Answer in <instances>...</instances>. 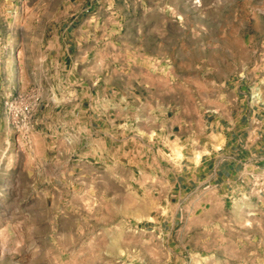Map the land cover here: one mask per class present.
I'll return each mask as SVG.
<instances>
[{
  "label": "rangeland",
  "instance_id": "rangeland-1",
  "mask_svg": "<svg viewBox=\"0 0 264 264\" xmlns=\"http://www.w3.org/2000/svg\"><path fill=\"white\" fill-rule=\"evenodd\" d=\"M67 51L119 85L164 87L169 117L198 118L236 87L264 102V0H0V264H264V164L181 194L138 169L130 193L77 165L87 138L17 123L15 101L44 114Z\"/></svg>",
  "mask_w": 264,
  "mask_h": 264
},
{
  "label": "crops",
  "instance_id": "crops-1",
  "mask_svg": "<svg viewBox=\"0 0 264 264\" xmlns=\"http://www.w3.org/2000/svg\"><path fill=\"white\" fill-rule=\"evenodd\" d=\"M64 56L56 59L58 80L50 85L44 114L32 112L27 123L37 130L44 122L46 138L90 140L91 153L77 145L82 168L91 162L96 173L130 193L139 169L146 188L170 186L181 194L193 186H239L264 164V106L249 103L237 87L221 107L206 108L198 118L169 117L164 87L122 86L114 80L117 70L87 73V57ZM89 111L94 115L86 116Z\"/></svg>",
  "mask_w": 264,
  "mask_h": 264
},
{
  "label": "built area",
  "instance_id": "built-area-1",
  "mask_svg": "<svg viewBox=\"0 0 264 264\" xmlns=\"http://www.w3.org/2000/svg\"><path fill=\"white\" fill-rule=\"evenodd\" d=\"M256 104H261L264 106V102H261L259 98L256 101ZM12 106L14 111V118L17 120V123L19 125L24 124L31 113V106L28 104L20 103L18 101H15Z\"/></svg>",
  "mask_w": 264,
  "mask_h": 264
}]
</instances>
